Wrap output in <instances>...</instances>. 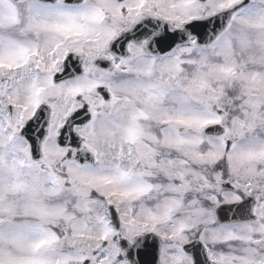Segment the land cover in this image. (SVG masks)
<instances>
[{
	"label": "snow or ice",
	"instance_id": "snow-or-ice-1",
	"mask_svg": "<svg viewBox=\"0 0 264 264\" xmlns=\"http://www.w3.org/2000/svg\"><path fill=\"white\" fill-rule=\"evenodd\" d=\"M0 264H264V0H0Z\"/></svg>",
	"mask_w": 264,
	"mask_h": 264
}]
</instances>
